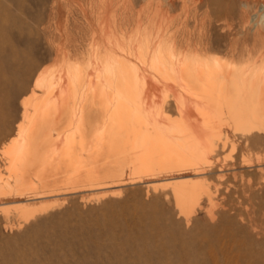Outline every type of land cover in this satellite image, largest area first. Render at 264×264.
Masks as SVG:
<instances>
[{"label":"rangeland","instance_id":"374dc122","mask_svg":"<svg viewBox=\"0 0 264 264\" xmlns=\"http://www.w3.org/2000/svg\"><path fill=\"white\" fill-rule=\"evenodd\" d=\"M172 1L0 0V82L14 76L0 92L10 94L9 100L0 97V264H264V257L250 253L255 240H261L252 221L261 216L258 203L264 201V116L261 129L247 132L237 123L233 101L217 97L213 89L225 87L240 66L264 79V45L250 30L264 29L258 21L264 0ZM158 27L168 28L170 50L158 57L148 50L139 56L138 44L150 45ZM118 42L125 48L118 50ZM60 65L89 71L91 77L90 65H126L140 76L137 81L110 77L102 98L87 90L81 113L93 126L85 147L71 149L70 157L54 165V173L28 167L25 188L15 190L20 181L10 165L12 156L31 139H38L35 148L42 153L53 141L68 148L64 136L71 124L54 126L49 119L42 126L40 111L33 108L43 106L37 88L41 80L65 78ZM204 75L212 76L206 85L185 84ZM48 81L42 82L46 86ZM74 84L76 89L71 81L65 85L67 92L78 91L80 84ZM122 85L123 94L113 95ZM257 92L264 97V90ZM25 100L31 104L27 119ZM57 104L45 106L56 109ZM161 110L169 124L189 120L205 129L211 122L217 131L211 137L216 150L208 158L214 167L194 179L211 191L220 188L212 203L203 197L180 212L173 185L147 187L150 177L131 171L129 164L116 180L102 185L109 192L85 182L94 173L91 166L95 172L102 167L103 128L135 124L147 112L149 122L161 121ZM57 133L62 135L58 141Z\"/></svg>","mask_w":264,"mask_h":264},{"label":"bare ground","instance_id":"6f19581e","mask_svg":"<svg viewBox=\"0 0 264 264\" xmlns=\"http://www.w3.org/2000/svg\"><path fill=\"white\" fill-rule=\"evenodd\" d=\"M169 2L173 4L172 0H169ZM258 21H260L262 24L264 23V11L260 14ZM167 30L168 28H165L164 30V27H158V29L156 30L155 38L152 41L150 40V45H148V43L146 45L145 43L142 46H139L138 44V48H136L138 55L142 56L144 54V51L146 50L150 51V53H152L154 57L162 56V54L164 55V53L168 51L171 46L168 45V37L166 36ZM250 30H252L255 37H259L262 39V43L264 45V29L263 31H259L256 28H250ZM1 42L3 43V41L0 39V45ZM116 48L118 50H122L125 48V46L121 42H118L116 43ZM241 55L242 54L237 57L240 58ZM154 57L153 60L155 61L156 59H154ZM60 66V69L65 70V78L58 79L57 81H54L52 78H47L49 79V81L47 80L48 84L46 86V79H37L39 81L41 80L37 88L43 92V97L41 96L43 98L41 101L43 102V106L41 108L40 105H37L33 106V108L35 107V110L40 111V113L39 111L37 113L41 114V124L42 122H46L49 119H51L50 122H53V120L56 121V123L53 122L55 123V125L53 124L54 126H61L64 122H68L71 124L70 127H68V124L66 125L69 129H67L68 131L66 130L67 133L64 136L68 141V148H59V146H57V143L54 142L53 139H51L53 141L50 144L51 147L45 148L46 150L43 153L36 149L37 146L35 148V144L38 141L37 138L31 139L30 142L28 141L29 143L27 142V145L26 142L23 144V146L21 145L22 148L25 145L26 146L23 149L21 148L22 150L20 152L16 151L17 153L12 156L13 163H10L12 168L17 171V177L20 181L18 185H15L13 187L15 190H19L23 187L22 180L29 174L28 167L32 166L39 172L47 170L50 173H54L56 170V166L54 165L59 161L67 159L71 149L73 152L76 145H79V149L85 147L86 142L88 141L90 129L93 126V121L91 123V120L87 119V117L85 116H82L81 112L84 111V103L82 102L86 98V95H88L87 93L90 90L92 91L93 95L96 94L98 98H102L103 96H105L104 85L106 83H109L107 82V79L115 75L122 80L127 77H131L132 80H136L137 74L140 72L137 71L138 73H130L128 71L129 66L126 65H97V67L90 65V67L94 69V75L93 77H91L89 71L88 73L86 71L83 72L81 68H78L76 66H72L73 68L70 65ZM156 66L157 68L159 67L156 64L150 65V68L153 69ZM163 67L164 65L162 66V69ZM235 69L236 74L231 79L229 78L228 82L226 80L227 85L225 87L221 85L219 87H214L213 89L217 97H224L233 101V104L231 106L236 110L235 116L238 118L237 123L243 125L245 130L251 133L255 131V129L259 130L262 128L260 124L261 117L264 116V97H259L257 91L260 88L264 90V79L262 77H258L260 73L258 76H256L255 74L257 72H255V74L251 73L241 66L240 68L238 67ZM260 69L262 70L264 76V64L260 67ZM216 73L221 74L220 71H216ZM211 77L212 76L206 77V75L197 76L194 78V80L185 82V84L189 85L193 83H200L202 85H206L210 82ZM223 77L224 75L221 76V78L219 76L220 80H222ZM203 78H205V82L201 81ZM12 79H14V76L10 75L8 79L5 80V82H0V92L5 89V83L11 82ZM215 80H217V78ZM42 81H46L45 84ZM69 81H71L72 87L74 89H76V86L74 84L76 81L78 85L80 84V88L78 87V91L67 92L65 85ZM218 81L216 82V86L221 83H218ZM224 82L222 83L224 84ZM55 88H58L57 92H54ZM124 88L125 87L123 85L122 87L119 86L115 88L113 95L123 94V91H125L123 90ZM87 90L89 91L86 93ZM0 97H6V99L9 100L10 94L2 96L0 95ZM38 98L40 97L38 96ZM245 99H248V101L243 102ZM55 100H57L58 102V106L56 107V109H53L55 104L52 109H50V106H45ZM22 104L24 106L23 118L27 119V110L31 104L27 100L23 101ZM77 111H80L79 114H77ZM142 115L144 116V118L142 121H137L138 123H131L129 124V126L125 125V127H121L118 124H116L115 126L114 124V128H103L102 131L100 130L101 136L99 137L101 145L98 155L102 160V164H100V166L102 165V167H100L99 171L95 172V169L92 168L93 166H91L90 170L93 169L94 173L91 174L89 172L90 175L87 176L85 182L90 186H96V190L109 192L111 191V189H106L105 185L104 189L102 185L105 183L107 184V181H113L114 178L116 180V177L123 172V169L125 168L124 166L129 164L130 167L131 165L133 166V169H130L131 171L134 170L135 173L141 172L150 177V179L146 180L147 187L156 189L159 186H166L170 184L173 185L175 188L173 191L175 206L180 210V212L189 211L196 204H199L203 197L206 198L208 203H212L216 199V194L219 192L220 188L215 186L214 190L211 191L210 187L206 185L204 181L194 180L197 176H199V172L203 171L206 167L208 169L214 167V164L208 161L209 155L216 150V146L215 144H213L214 142L211 140V137L214 136L217 131L212 128L211 122H207L206 125H208V128L201 129L197 124L189 120L182 121L180 125L169 124L170 117L167 116L163 110H161L158 114V116L163 115L165 117V119L161 121L154 120L149 122L148 117L151 116L149 112L143 113ZM247 116H249L250 118L254 117L253 119L256 120H249ZM60 136L62 137V135L60 134L59 136H56L58 137L56 141L60 139ZM26 138L28 139V137ZM29 138L31 137L29 136ZM43 139L45 140V138ZM87 158L90 157L87 156ZM188 168H193L195 172H190L191 174H188L186 172ZM42 173L44 174V172ZM135 176L138 177V175ZM135 180L138 181V179ZM24 188L25 187H23L22 189ZM258 207L262 209V214L259 218L254 219L252 223L253 227L256 230V233L261 237V240H255V242L253 241L254 243L251 246L250 253L253 256L261 258L264 257V201L263 203L259 202ZM255 248L257 250H255ZM258 248H260V250H258Z\"/></svg>","mask_w":264,"mask_h":264}]
</instances>
